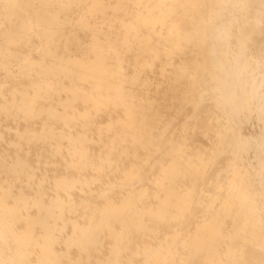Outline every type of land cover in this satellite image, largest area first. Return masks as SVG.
Wrapping results in <instances>:
<instances>
[{"label":"bare ground","instance_id":"1","mask_svg":"<svg viewBox=\"0 0 264 264\" xmlns=\"http://www.w3.org/2000/svg\"><path fill=\"white\" fill-rule=\"evenodd\" d=\"M222 2L264 59V0H0V264H264V115L204 107Z\"/></svg>","mask_w":264,"mask_h":264},{"label":"clouds","instance_id":"2","mask_svg":"<svg viewBox=\"0 0 264 264\" xmlns=\"http://www.w3.org/2000/svg\"><path fill=\"white\" fill-rule=\"evenodd\" d=\"M239 7L222 2L209 19L204 95L210 96L225 116L243 110L264 115V59L254 56L247 43L232 42L231 29Z\"/></svg>","mask_w":264,"mask_h":264},{"label":"rangeland","instance_id":"3","mask_svg":"<svg viewBox=\"0 0 264 264\" xmlns=\"http://www.w3.org/2000/svg\"><path fill=\"white\" fill-rule=\"evenodd\" d=\"M207 6H209V5H207ZM20 88H21V85H14L13 88H11V89H20ZM204 107H205V109L213 112L216 115H219L220 114V112L217 111L214 103L209 98V96L206 97V100H204ZM79 108H81V106H79ZM197 139H198V141H199L200 144L206 145V142H205V140L203 138L198 137ZM222 170H223V168H222V162L216 161L209 168L208 174L206 175V177H205L203 183L201 184V186L200 185L199 186L196 185L194 187V190L195 191H198L200 188H202V190H203V192H204L205 195L211 194L212 192H214L215 191L214 184H215V181L217 179L219 180V182L221 184L225 182V173L222 172ZM49 176L53 178V177L56 176V173L53 172V171H51V172H49ZM184 184L187 187L191 186V182L189 180H185L184 181ZM147 185H149V183H147ZM200 216H201V210L198 207H196L194 209L193 215H192V218L194 219L193 221H195L197 223V221H199V219H200ZM195 224L193 226H191V227L193 228L195 226ZM137 242H138V244H141L140 243V240H138ZM104 243H105V247H107L108 246V241L106 240V241H104ZM79 264H85V262L84 261H80Z\"/></svg>","mask_w":264,"mask_h":264}]
</instances>
